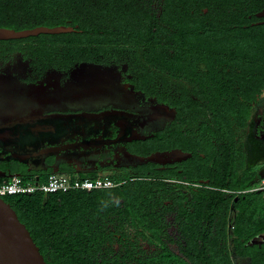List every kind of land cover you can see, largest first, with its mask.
<instances>
[{
  "label": "flooded vegetation",
  "instance_id": "obj_1",
  "mask_svg": "<svg viewBox=\"0 0 264 264\" xmlns=\"http://www.w3.org/2000/svg\"><path fill=\"white\" fill-rule=\"evenodd\" d=\"M242 1L262 7L251 24H264V0ZM32 8L73 27L63 33L95 39L91 60L60 51L51 61L32 56L27 41L0 40V62L14 53L30 56L24 73L0 68V127L42 124L50 113L89 115L73 118L55 154L24 163L0 153V177L17 169L38 179L56 171L112 181L110 188L74 197L71 264H192L194 244L218 248L201 258L204 264L227 253L232 264H264V63L250 70L228 66L226 73L218 64L220 79L236 91L231 97L212 82L196 92L186 80L168 85L155 73V0H0V21L24 22ZM123 55L122 63L113 62ZM82 62L107 66L101 88L64 90L46 78L50 70ZM122 65L119 77L109 68ZM180 98L212 104L197 112L189 103L177 107ZM250 139L257 140L251 149ZM172 149L189 156L139 161ZM167 170L176 174L161 173Z\"/></svg>",
  "mask_w": 264,
  "mask_h": 264
},
{
  "label": "trees",
  "instance_id": "obj_2",
  "mask_svg": "<svg viewBox=\"0 0 264 264\" xmlns=\"http://www.w3.org/2000/svg\"><path fill=\"white\" fill-rule=\"evenodd\" d=\"M47 2H44L45 6L48 5ZM32 3L33 1H30V7L33 6ZM261 8L258 5L245 4L242 0H155V73L158 72L168 79L186 80L194 91L203 89L206 84L212 82L218 88H222L224 95L233 96L236 91L226 78L220 79L218 64H222L221 69L226 73L228 66L232 70L235 68L250 70L251 66L264 63V24H251L259 19L255 13ZM48 14L50 10L47 9L44 15ZM41 15L37 12V8H32L26 21L19 24L0 21V27L24 29L65 24L53 19H44L40 17ZM83 32L87 33V28L83 29ZM18 40L27 41L32 56H43L50 61L53 58L57 59L56 55L60 51L66 53V56L73 55L78 60H91L94 56L89 49L95 39L71 33H41ZM128 42L134 46L137 43L134 39H126L125 43ZM143 57L149 60L148 54H143ZM245 83L246 81L242 80L240 86ZM238 95L244 96V93L240 91ZM180 100L182 102L175 104L177 107L189 103L191 110L197 112L205 110L204 105L208 109L212 104L206 102L204 98H180ZM228 100L230 101V98ZM223 104L227 102L223 101ZM182 110L184 111L185 108ZM194 119L198 121L196 116ZM245 122L246 117H241V126ZM200 129V126L193 128L192 133L197 135ZM15 171H19L25 179L34 175L23 170L15 169ZM49 173L51 172L40 177L38 181H44ZM63 173L68 174L70 178L84 177L69 172ZM161 173L176 174V171L167 170ZM97 190L65 192L37 190L2 198L11 205L19 220L25 224L47 264H71L74 248L71 219L74 197L76 194ZM191 248L195 253L192 264H204L201 258H209L208 253L212 255L218 249L195 244ZM200 249L201 254H197ZM225 255L224 258L218 259V263L216 259L206 263L232 264L228 253Z\"/></svg>",
  "mask_w": 264,
  "mask_h": 264
},
{
  "label": "water",
  "instance_id": "obj_3",
  "mask_svg": "<svg viewBox=\"0 0 264 264\" xmlns=\"http://www.w3.org/2000/svg\"><path fill=\"white\" fill-rule=\"evenodd\" d=\"M72 30L73 27L64 25L52 27L42 25L19 30L0 27V40ZM87 116H89L87 113H50L45 115L46 122L42 124L29 120L22 126L16 124L17 126L13 127H7L8 125L0 127V148L2 149L0 153L8 151L14 158L24 163L30 159H37L39 155L55 154L60 149L59 139L73 130L70 123L73 118L83 120ZM187 156L189 153L172 149L157 152L148 157H140L139 161L165 163L179 161ZM32 169L37 170V168ZM0 264H47L25 224L19 220L15 210L2 197H0Z\"/></svg>",
  "mask_w": 264,
  "mask_h": 264
},
{
  "label": "rangeland",
  "instance_id": "obj_4",
  "mask_svg": "<svg viewBox=\"0 0 264 264\" xmlns=\"http://www.w3.org/2000/svg\"><path fill=\"white\" fill-rule=\"evenodd\" d=\"M28 57H30L28 54L23 53H14L11 55H7L6 57H4V60L0 62V68L14 70L16 72L20 71L18 72V74L24 73L25 69H28V62L30 61ZM124 58L125 56L123 55L120 60L117 59L113 62L115 64L122 63L124 61ZM92 64L84 62L77 63L70 70L65 72L50 70L46 72V78L50 82L53 80H57L59 89L62 88L64 90L73 87H77V89L81 90L92 87L101 88L106 80V77L104 76H106L105 74L107 73L105 72L107 66L100 67ZM109 68H112V70H114L119 77V73H122L125 67L122 65L120 67L118 66L117 68L116 66H112ZM159 78L168 85L172 82V80L162 75ZM256 142L257 140L250 139L248 147H250V149L255 147V145L257 144Z\"/></svg>",
  "mask_w": 264,
  "mask_h": 264
},
{
  "label": "built area",
  "instance_id": "obj_5",
  "mask_svg": "<svg viewBox=\"0 0 264 264\" xmlns=\"http://www.w3.org/2000/svg\"><path fill=\"white\" fill-rule=\"evenodd\" d=\"M0 178H2L0 180V197L14 194H27L37 190L42 192H65L68 190L89 191L110 188L112 186V181L101 175H97L94 178H70L68 174L63 172H51L42 182H39L35 175L25 179L19 172H10Z\"/></svg>",
  "mask_w": 264,
  "mask_h": 264
}]
</instances>
